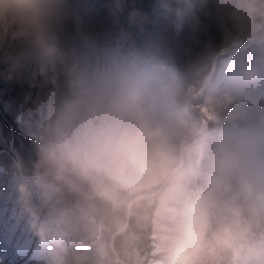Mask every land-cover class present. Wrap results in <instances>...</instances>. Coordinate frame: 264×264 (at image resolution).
<instances>
[{"label": "clouds", "instance_id": "clouds-1", "mask_svg": "<svg viewBox=\"0 0 264 264\" xmlns=\"http://www.w3.org/2000/svg\"><path fill=\"white\" fill-rule=\"evenodd\" d=\"M0 64L39 88L0 164L33 264H264V0H0Z\"/></svg>", "mask_w": 264, "mask_h": 264}, {"label": "trees", "instance_id": "trees-1", "mask_svg": "<svg viewBox=\"0 0 264 264\" xmlns=\"http://www.w3.org/2000/svg\"><path fill=\"white\" fill-rule=\"evenodd\" d=\"M153 2L154 0H137V4L145 9H149ZM99 19H105L103 13ZM211 31L216 34L214 27ZM168 35L174 54L178 42L189 44L191 40L188 31L182 33L180 37H176L174 33ZM191 46L195 48V45ZM5 71L6 66L0 64V164H10L17 153L27 162L34 159V150L20 117L25 115L31 107V101L26 102V97L31 96L34 99L39 88L28 83L26 73L9 80L4 75ZM2 238L3 231L0 230V264H32L29 262V255L15 253L17 251L15 241L10 244ZM10 248H12L11 251H9ZM10 256L14 258L9 259Z\"/></svg>", "mask_w": 264, "mask_h": 264}, {"label": "rangeland", "instance_id": "rangeland-1", "mask_svg": "<svg viewBox=\"0 0 264 264\" xmlns=\"http://www.w3.org/2000/svg\"><path fill=\"white\" fill-rule=\"evenodd\" d=\"M24 131H25V130H24ZM25 132H26V131H25ZM2 239L5 240V238H4V234H3V238H2ZM14 245H15V243H14ZM11 250H12V248L9 249V251H11ZM15 253L20 254V255H24V254H22L21 252H19L18 249H17V251H16ZM14 256H15V254H14ZM14 256H10L9 259H13ZM29 260H30V258H29ZM29 262H31V263L33 264V262H32L31 260H30Z\"/></svg>", "mask_w": 264, "mask_h": 264}]
</instances>
